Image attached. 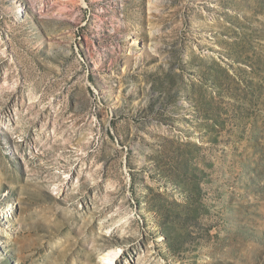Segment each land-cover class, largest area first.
I'll use <instances>...</instances> for the list:
<instances>
[{"label": "rangeland", "instance_id": "1", "mask_svg": "<svg viewBox=\"0 0 264 264\" xmlns=\"http://www.w3.org/2000/svg\"><path fill=\"white\" fill-rule=\"evenodd\" d=\"M116 249L264 264V0H0V264Z\"/></svg>", "mask_w": 264, "mask_h": 264}, {"label": "bare ground", "instance_id": "2", "mask_svg": "<svg viewBox=\"0 0 264 264\" xmlns=\"http://www.w3.org/2000/svg\"><path fill=\"white\" fill-rule=\"evenodd\" d=\"M24 4V3H23ZM25 5V4H24ZM23 8H25V6H21V9L23 10ZM123 49V47H122ZM128 50V49H126ZM131 51V50H130ZM133 51V49H132ZM132 53V52H131ZM135 55V54H134ZM106 252V251H105ZM103 253L100 257L101 260L103 261H108L109 263L112 264L114 258L118 255V253L120 252L118 249L116 250H108L106 253Z\"/></svg>", "mask_w": 264, "mask_h": 264}]
</instances>
